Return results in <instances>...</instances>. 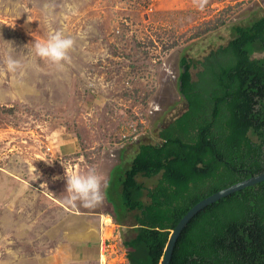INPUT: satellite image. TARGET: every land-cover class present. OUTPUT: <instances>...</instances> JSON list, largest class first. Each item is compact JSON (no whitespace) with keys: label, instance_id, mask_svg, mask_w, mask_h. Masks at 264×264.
I'll use <instances>...</instances> for the list:
<instances>
[{"label":"rangeland","instance_id":"1","mask_svg":"<svg viewBox=\"0 0 264 264\" xmlns=\"http://www.w3.org/2000/svg\"><path fill=\"white\" fill-rule=\"evenodd\" d=\"M263 6L264 0H208L203 10L196 0H0V264H100L101 235L125 233L115 205L52 204V176L77 163L78 173L94 168L107 180L124 147L129 153L135 143L157 139L161 120L182 107L179 61L191 37L224 19H253ZM57 30L75 40L71 63L62 67L34 50ZM8 55L21 64L15 73L7 70ZM158 178L140 177L149 186ZM88 225L100 229L99 238L81 239L72 230ZM116 249L114 262L126 264Z\"/></svg>","mask_w":264,"mask_h":264},{"label":"trees","instance_id":"2","mask_svg":"<svg viewBox=\"0 0 264 264\" xmlns=\"http://www.w3.org/2000/svg\"><path fill=\"white\" fill-rule=\"evenodd\" d=\"M262 8L191 37L179 61L182 107L161 120L157 139L122 149L107 194L125 225L130 264H164L174 229L195 204L264 172ZM157 176L151 186L140 179ZM171 264H264V179L195 214Z\"/></svg>","mask_w":264,"mask_h":264},{"label":"clouds","instance_id":"3","mask_svg":"<svg viewBox=\"0 0 264 264\" xmlns=\"http://www.w3.org/2000/svg\"><path fill=\"white\" fill-rule=\"evenodd\" d=\"M196 3L200 10H203L208 0H196ZM74 47L75 40L65 35L63 31L57 30L50 33L47 39L37 40L34 50L39 58L62 67L65 63H71L70 52ZM5 64L7 70L12 73L21 67L20 62L11 55L6 57ZM66 180L68 204L75 205L79 201L85 207H94L103 202V187L106 186V180L97 173L96 169H89L86 174L72 173L66 169Z\"/></svg>","mask_w":264,"mask_h":264},{"label":"water","instance_id":"4","mask_svg":"<svg viewBox=\"0 0 264 264\" xmlns=\"http://www.w3.org/2000/svg\"><path fill=\"white\" fill-rule=\"evenodd\" d=\"M264 179V172L258 175H253L247 179H244L240 182H237L235 184H232L230 186H227L225 188H222L221 190L207 196L206 198L200 200L197 204H195L179 221L177 224L176 228L174 229L170 241L167 246L166 254H165V259H164V264H171L172 260V255L173 251L175 249L176 243L186 226V224L190 221V219L197 214L202 208L210 204L211 202L231 193L236 190H239L243 187H246L248 185H251L253 183H256L258 181H261Z\"/></svg>","mask_w":264,"mask_h":264},{"label":"crops","instance_id":"5","mask_svg":"<svg viewBox=\"0 0 264 264\" xmlns=\"http://www.w3.org/2000/svg\"><path fill=\"white\" fill-rule=\"evenodd\" d=\"M50 149H52V147H50ZM67 160L68 159H64V158L59 159V161H61V162L62 161H67ZM77 165H78L77 163H74L73 165H71V168H68V171L72 172V173H78V170H76ZM97 173L100 174L102 177H104L106 179V175H107L106 173L104 174L102 171H100V172L97 171ZM112 173H113V169L111 170V172L108 175V178L106 180V182L108 183L107 184L108 187H109V185L111 183V180L113 179V174ZM78 174H80V173H78ZM52 177L53 178L51 180L54 181L53 183L55 185H57L58 189L55 188V190H57V193H54L53 195H50V199L52 200L51 203L52 204H68L66 201H64V198L66 196L62 195V193H61L64 189H66V186H67L66 172L65 173H61V174H59L57 176L53 175ZM105 195L108 198V200H106L107 202L103 201L100 204H114L113 201L108 197L107 191H105ZM78 204H82V203L80 202ZM96 225H97V223H96ZM84 229L85 230H81V228H79V226H78L77 228H74L72 230L74 232H76V234L78 233V238L80 236L81 239H84V238L85 239H91L92 236H94V238H96V239L100 237V232H99L100 229H98V227L93 229V227L88 225V226L84 227ZM83 232H86V233H83ZM85 235H88V236H85Z\"/></svg>","mask_w":264,"mask_h":264},{"label":"built area","instance_id":"6","mask_svg":"<svg viewBox=\"0 0 264 264\" xmlns=\"http://www.w3.org/2000/svg\"><path fill=\"white\" fill-rule=\"evenodd\" d=\"M112 233H110L109 235L108 233H104L103 236L101 235L100 264H116L114 262V259H117L120 254L119 252H117V247L121 248V251L124 252L123 257L125 259V263L130 264L127 257L126 244L124 241L123 233L121 231H118L116 233V236L115 233Z\"/></svg>","mask_w":264,"mask_h":264},{"label":"bare ground","instance_id":"7","mask_svg":"<svg viewBox=\"0 0 264 264\" xmlns=\"http://www.w3.org/2000/svg\"><path fill=\"white\" fill-rule=\"evenodd\" d=\"M80 219L75 220V224L77 225L79 223ZM85 224V223H83Z\"/></svg>","mask_w":264,"mask_h":264}]
</instances>
